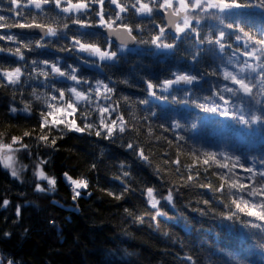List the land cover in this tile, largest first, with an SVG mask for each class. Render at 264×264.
<instances>
[{"label": "trees", "instance_id": "trees-1", "mask_svg": "<svg viewBox=\"0 0 264 264\" xmlns=\"http://www.w3.org/2000/svg\"><path fill=\"white\" fill-rule=\"evenodd\" d=\"M21 2L27 4V0ZM143 2L150 3V0ZM240 2L258 4L259 0ZM118 3L123 5L125 0H118ZM159 3L162 0H157L156 5L150 3L154 7V20L147 14H129L131 18L127 22L134 29L137 24L144 29L143 32L133 31L138 39L147 40L149 35L157 34V27L166 26L162 14L165 8L156 11ZM191 3L189 1V5ZM175 6H171L173 10ZM113 7L105 0V12ZM22 11L23 18L16 17L9 11L8 0H0V15L5 17L3 23L6 25L0 28V35L11 33L30 43L41 40V35L17 33L8 26L34 20L57 30L63 27L62 23H56L51 18L55 15L54 9L43 13L28 8ZM188 15L191 18L190 12ZM105 19L108 17L105 16ZM242 21L245 31L258 38L259 31L264 29V9H244ZM66 22L70 25L68 35L71 37L75 32L71 21ZM192 23L196 33L186 40L175 42L176 49L169 55H163L151 45H136L130 48L131 51L125 50L115 65L107 61H98L95 66L80 64L74 55L59 51L62 45L71 47L69 41L62 38H45L48 47L33 51L21 49L26 61H55L59 58L62 69L66 64L79 65V75L90 81L99 79L108 83L109 77L113 81L127 79L128 84L114 85L113 99L119 101V113H112L106 123L123 114L124 122L135 131L114 133L111 140L87 132L67 131L62 139L57 138L60 133L55 130L48 132L45 129L44 133H40L35 118L39 102H34L31 92L35 90L41 94L49 91L43 78L26 79L25 73L18 84L8 82L7 77L0 79V144L11 145L15 150L20 147L21 141H14L13 138L23 137L22 143L29 149V152L14 151L19 160L27 165L19 178L12 177L0 162V255L4 264L8 261L12 264H188L186 255H191L196 264H208L209 261L211 264H264V248L259 246L264 243L262 234L257 229L221 219L218 215L227 212L234 199L243 206L244 201L240 200L242 193L229 187L233 181L248 187H259L258 172L264 170L260 164L264 161V125H253L249 129L216 113H205L192 103L177 104L172 100L175 96L203 103L204 97L222 91L224 85L232 87L234 82L231 76L225 78V70H234L242 78L251 73L239 69L247 45L234 40L236 33L232 30H228L220 41L225 44L223 51L218 44H200L201 40L215 39L223 25L214 18L201 19L199 24L193 20ZM95 31L103 35L99 30ZM166 33L167 43H173L175 35L183 36L176 31L166 30ZM76 38L82 39L79 36ZM83 42L98 43L99 40ZM118 45L113 42V49ZM17 46L6 39L0 40V48L5 49L0 52V72L15 67H21L23 71L26 67L24 61L8 51H14ZM100 46L103 48V44ZM234 50L235 55L232 54ZM194 52L199 53L198 61L191 60ZM233 59L238 68L233 67ZM256 64H264V61H257ZM255 69L258 71V68ZM184 72L189 75L208 74L194 86L181 85L177 90L165 93L169 95L168 101L155 100L144 91L147 79L158 83L166 78L174 79L175 74ZM245 83L256 91L249 79L246 78ZM72 86L74 82L70 80L55 82V87L65 91V99H68ZM189 87L192 92L186 96ZM83 90L78 88V91ZM71 96L77 108L72 115L73 120L76 125L84 126L80 116L83 102L75 101L73 94ZM123 97H128V100ZM146 98L149 99L147 105L138 102ZM21 99L29 102L33 113L31 117L26 118L21 112L16 115L9 113L7 106L15 103L20 108ZM94 99L99 104L104 103L103 93ZM152 112L157 115L151 116ZM143 117H149L147 122ZM175 121L185 125L183 134L187 141L179 147L175 141L171 145L167 143L172 139L171 131L161 135L163 130L159 128L161 124L169 127ZM88 122L98 124L95 112L90 113ZM193 123L197 125L195 129L190 128ZM120 124L121 121L117 120V125ZM26 131L31 132L32 137H24ZM39 134L49 136V145L53 138H57L55 149L33 138ZM127 143L139 144L148 161L142 162L133 150L127 149ZM101 149L105 150L103 155ZM209 151L217 154L215 159L204 154ZM224 156L228 158L223 159ZM236 157H240V161ZM40 160L47 163L39 164ZM205 160H208L207 164ZM225 163L229 167L221 168L220 165ZM38 165L47 176L55 179L54 192H49L45 183L42 184L43 191H36V185L42 183L33 175ZM248 168H253L257 176L250 177ZM123 172H127L128 176H122ZM65 173L87 182L86 188L78 189V196L75 190L70 189L71 183L66 182ZM221 184L223 189L217 191ZM200 185H211V188ZM149 187L154 189L157 209L149 203ZM169 191L173 194L171 202L165 199ZM5 199L9 201L6 207L3 205ZM244 199L249 204L257 202L247 195ZM204 200L209 201L211 208L202 203ZM17 206L20 207L19 217L16 215ZM232 207L235 210L234 205ZM199 209H204L206 214Z\"/></svg>", "mask_w": 264, "mask_h": 264}, {"label": "snow or ice", "instance_id": "snow-or-ice-1", "mask_svg": "<svg viewBox=\"0 0 264 264\" xmlns=\"http://www.w3.org/2000/svg\"><path fill=\"white\" fill-rule=\"evenodd\" d=\"M9 2V11L15 13L16 17L23 18V9H35L40 12H46L49 9L55 10V15L51 17L56 21V23H62L63 27L59 30L52 27H46L44 25L36 23L34 20L32 22H18L8 27H16L20 29H32L39 28L41 29L42 35L41 40L25 43L24 40L18 39L17 35L7 34L0 35V40L6 39L16 43L18 46L13 51L8 49L11 55L16 56L20 61H24L26 67L22 71L21 67H15L10 71L0 72V79L7 77V81L12 84H18L21 81V76L27 73L26 79L35 77L39 80L41 77L44 81V86L49 89L48 92L37 94L35 90L31 92V96L34 98V102H39L37 107V112L35 118L37 119L39 125L40 133H44L45 129L48 132L53 130L60 133L57 137L62 139L64 134L67 131H75L77 133H88L93 134L97 137L103 136L104 139L111 140L115 134H124L126 131H135L134 128H131L124 122L123 114H118L116 120H111L110 123H106L105 113H108V116L111 117L112 113H119V101L114 100L113 96L115 94L116 83L128 84L129 81L124 79L122 81H113L111 77L107 78L108 83H105L103 80L96 79L95 81H90L87 77H82L79 75V65L73 66L72 64H66L62 69L60 65V59L57 58L55 61H50L48 59L38 60L34 59L31 61H26L25 56L21 49L27 51H33L34 49H40L48 47L45 38H56L67 39L71 47L61 46L59 51L67 52L74 55L79 61L80 64H87L89 66H95L98 61H107L112 62L113 65L118 64L120 58L124 55L125 50L131 51L129 49V43L136 45H151L156 49H160L162 54L167 56L170 53L174 52L176 49V43L181 40H186L190 35L196 33L197 29L193 25L192 21L194 20L197 24L200 23L201 19L214 18L219 21L223 28L218 31V36L215 39L207 38L206 40L199 41L200 44H218L220 50H225V44L221 43V39L225 38L226 32L232 30L233 33H236L234 40L243 41L247 45L244 55L253 57L257 61H264V29L260 30L258 33V38H254L245 31V26L243 25L242 15L243 10L248 8L257 7L259 9H264V0H259L258 4H251L247 2H240V0H192V3L189 5L185 0H179V7L185 11L183 17L182 25L177 23L175 25L176 33H181L183 36L175 35L173 36V43L165 42L167 40V33L165 27H157V34L155 36L149 35L147 40L140 38L138 39L137 35H133V31L143 32L144 29L141 25L137 24L135 29L130 25L128 20H130V13L132 14H147L152 16V19H155L154 16V7L150 6L157 4V0H150V3H145L143 0H135L133 3H129L128 0H125L123 5L118 3V0H107L108 4L114 6L110 8L107 12L104 11L103 5L105 0H79L77 3H73L72 0H27V4L21 2V0H8ZM15 5V7H12ZM171 7V0H162V3H159L158 8H167ZM20 9V10H18ZM191 13V18L188 13ZM175 15L179 16L180 12L177 10ZM105 16L108 19H105ZM113 16L115 19H113ZM94 17L95 19H91ZM71 21L72 29H74L75 34L69 37L68 32L70 30V25L68 21ZM5 17L0 15V28L6 27ZM225 21H228L227 23ZM169 24L173 23L171 19L168 21ZM113 24L117 25V28H122L127 32V40L121 39L119 45L113 49L112 36H122L120 32L113 30ZM100 28L104 29L105 32L101 36L100 33L96 32L95 29ZM82 37V39H77L76 37ZM94 42H83V41H97ZM103 44V48L100 46ZM231 47V45H229ZM4 48H0V52H4ZM235 55V50L232 53ZM199 53H192L191 60L198 61ZM251 69V66L249 65ZM257 69H251V73L246 74L244 78L237 79L236 76H231L230 73H225V78L227 79L231 76V79L234 81L232 87L224 85L222 91H217L213 96L204 97L203 103H197L195 100L189 99H177L175 96L172 97L174 103L177 104H189L192 103L195 107L201 109L205 113H216L221 117L235 121L237 124L244 125L251 129L253 125H264V64H258ZM208 73H199L194 75H189L187 72L183 74H175L174 79H163L158 83H153L151 79L145 81L146 87L144 91L148 94L149 97L154 98L155 100L168 101L169 95L165 93H171L177 90L181 85L194 86L196 83H199L204 79V76ZM215 74V73H212ZM249 79L250 82L256 88V91H253V87H250L248 83H245V79ZM60 79L70 80L74 82V86L69 88L68 99H65V91L61 88L55 87V82H58ZM113 86L110 87L109 85ZM78 88H83V91H78ZM103 92V101L108 104V107L101 106L94 97H99L100 93ZM192 88L189 87L185 92V95H190ZM54 93V94H53ZM75 94V100L83 102L81 105L80 116L82 118V123L84 126L76 125L75 120L68 121L67 116L72 115L77 111L76 104L72 102L71 94ZM227 95V98L225 96ZM15 99V98H13ZM125 101L128 100V97H123ZM57 101L60 103V107L57 108ZM140 104L147 105L149 99H142L138 101ZM19 103L22 107L17 108L15 103H10L8 107L9 113L16 115L18 112L24 113L25 117H31L33 115L32 110L29 106V102L21 99ZM95 104L96 107L92 108L91 105ZM115 105V106H113ZM65 108L69 109L65 113L63 118H58L56 112L64 111ZM109 108L112 109L109 112ZM95 112L98 117V124L88 122L90 113ZM151 116H156L157 113L152 112ZM149 117H143V120L147 122ZM117 120L121 121L120 125H117ZM63 125V127H61ZM102 126V127H101ZM197 125L195 123L191 124L190 128L195 129ZM159 128L162 129L161 135L171 131L173 133L172 139L167 140V143L171 145L175 141L176 146H181L182 142L187 141L186 136L183 134L185 125H182L179 121H175L170 124L169 127H165L163 124L159 125ZM106 129V131H103ZM35 132L36 129H33ZM149 132L151 128L149 127ZM24 137H32L31 132H25ZM38 142H43L46 146H51L55 149L57 138H53L49 145V136L47 134H39L33 137ZM165 139H167L165 137ZM14 141L20 140V147L13 150L11 145H2L0 144V153L3 152L4 148L9 149V151H20L24 150L29 152L28 145L23 144V137L13 138ZM127 149L133 150L134 155H137L142 162H147L148 157L145 155L144 149L140 148L139 144L127 143ZM104 149H101V155L104 154ZM206 156H209L213 159L216 157L214 152H205ZM227 159V156L222 157ZM0 159L4 161L5 167H12L11 176L19 178V172L22 169H18L10 164V161H14V156L12 155H0ZM237 161H240V157H236ZM47 161L40 160L39 164H45ZM205 164L208 163V160L204 161ZM261 169H264V161L260 162ZM36 166L35 164L33 165ZM26 167V166H25ZM124 167V165H121ZM221 168L227 169L228 164H221ZM240 167H243V164H240ZM247 174L250 177H256L257 172L253 168L247 169ZM33 175L40 179H44L49 184L48 191L54 192L55 188V179L49 178L45 175L43 170L34 172ZM122 176L127 177L128 173L123 172ZM66 182L71 181L72 185H75L76 189L81 187H87V182L72 181L68 177L67 173L64 174ZM192 177L189 176V180ZM223 179V177H221ZM257 183L259 184L258 188L248 187L243 183H237L233 181L229 187L232 189L239 190L242 195L240 200H243V206L237 200H233L229 206L227 212H220L218 215L221 219L231 221L233 223H241L245 227L251 229H257L261 233V239L264 240V170L258 172ZM201 187H209L211 185H200ZM224 185L221 184L217 191L223 189ZM127 191V189H125ZM36 191L40 192L43 189L40 186L36 185ZM154 189L149 187L147 188V194L149 197V203L153 209H157L158 201L153 197ZM79 191L75 192V195L78 196ZM90 195V194H89ZM247 195L250 198L255 199L257 202L249 204L248 200H245L244 197ZM75 199V197H74ZM168 202L173 200V194L169 191V194L165 198ZM205 205H211L209 201L204 200L202 202ZM9 204V201L5 199L3 205L6 207ZM234 209L233 210V206ZM202 214L204 209H199ZM215 211V209H212ZM16 215H20V207L17 206ZM249 217L256 218L253 219H244L241 218ZM9 235V234H5ZM261 248H264V243H260ZM186 260L188 264H196V261L191 255H186ZM0 264H4V261L0 259ZM8 264H12L11 261H8ZM211 264V261L208 262Z\"/></svg>", "mask_w": 264, "mask_h": 264}, {"label": "rangeland", "instance_id": "rangeland-1", "mask_svg": "<svg viewBox=\"0 0 264 264\" xmlns=\"http://www.w3.org/2000/svg\"><path fill=\"white\" fill-rule=\"evenodd\" d=\"M189 1L192 2V0H185V2H186L187 4H189ZM173 4H174V5H177V6H175V9H174L175 12H176L177 10H179V12H183V13H184V10H183V9H180V7H179V0H171V6H172V7H173ZM184 15H185V13L183 14L182 19L180 20L181 22L183 21V17H184ZM181 22H178V23H181ZM181 25H182V24H181ZM129 49H130V48H129ZM157 50H158V51H161L160 49H157ZM233 58H235L236 60L238 59L236 56H234ZM239 59L241 60V56L239 57ZM233 61H234V59L231 60L233 67L238 68L236 62H233ZM256 62H257V60H256L255 58H253V57H249V56H245L244 54H242V66H240L239 69H241V71H242V70L251 71V69H255V68H257V64H256ZM249 65L251 66V69L249 68ZM225 71H226L225 73H230L231 76H236L237 79L242 78L241 75H239L238 73H236V71H234V70H233V71L225 70ZM231 80H232V79H231ZM232 81H233V80H232ZM233 82H234V81H233ZM102 93H103V92H101L100 94H102ZM73 96H74V99H75V94H74V93H73ZM75 101H76V100H75ZM100 105L103 106V107H108V104H107L106 102L101 103ZM56 107H57V108L60 107V103H59V101H57ZM67 111H70V110L67 109V108H65L64 111H58V112H56V115H57L58 118H63V117L65 116V113H66ZM111 111H112V109L109 108V112H111ZM73 114H74V113H73ZM73 114H72V115H73ZM72 115H68V116H67V120H68V121L73 120ZM104 116H105L106 119L109 118L108 113H105ZM105 122H106V121H105ZM11 148H12V147H11ZM0 155H12V156H14V161H10V164H11L12 166L18 168V169H22V170L19 172V175H20V173H22L23 171H25V169L27 168V165L24 164V163H22V162L19 160L18 156L16 155V152H14V151H9V149L4 148V149H3V152L0 153ZM0 162H1V164L5 167V165H4V161H3L2 159H0ZM25 166H26V167H25ZM5 168H6V167H5ZM6 169L11 173V171H12V167H7ZM39 170H41L40 165H38V166L35 168L34 172H37V171H39ZM45 175H46V174H45ZM46 176H47V175H46ZM47 177H49V176H47ZM68 177H70V176H68ZM36 178L39 180V182H42V183L39 184V186H40L41 189H42V184H43V183L46 184L47 188L50 187L46 180H44V179H40V178H38V177H36ZM49 178H50V177H49ZM70 178H71L72 181H80V182H84L83 179H75V178H72V177H70ZM68 182L71 183V181H68ZM74 187H75V185H74ZM76 191H78V189L75 188V192H76ZM0 259H2L1 255H0ZM7 264H8V263H7Z\"/></svg>", "mask_w": 264, "mask_h": 264}, {"label": "water", "instance_id": "water-1", "mask_svg": "<svg viewBox=\"0 0 264 264\" xmlns=\"http://www.w3.org/2000/svg\"><path fill=\"white\" fill-rule=\"evenodd\" d=\"M175 12L173 11L172 7H167L166 9L162 10V14L164 16V21H165V29L169 30V31H175V25L177 24V22L179 20H181L182 16H183V12H180V15L177 16L174 14ZM169 19H171L173 21V23L169 24L168 21ZM12 30L14 32L17 33H21V34H28V35H42L41 29L39 28H32V29H20V28H16L13 27ZM96 30H99L100 32H102L104 34L105 30L104 29H100L97 28ZM113 30L120 32L122 34V36H112V40L113 42L119 44L121 39L127 40V32L126 30L122 29V28H117V26H113ZM136 44H132L129 43V47H135Z\"/></svg>", "mask_w": 264, "mask_h": 264}, {"label": "bare ground", "instance_id": "bare-ground-1", "mask_svg": "<svg viewBox=\"0 0 264 264\" xmlns=\"http://www.w3.org/2000/svg\"><path fill=\"white\" fill-rule=\"evenodd\" d=\"M71 190H75L74 186L72 184L69 185Z\"/></svg>", "mask_w": 264, "mask_h": 264}]
</instances>
